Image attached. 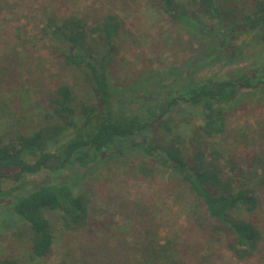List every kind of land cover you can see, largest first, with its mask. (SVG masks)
<instances>
[{
    "label": "rangeland",
    "instance_id": "1",
    "mask_svg": "<svg viewBox=\"0 0 264 264\" xmlns=\"http://www.w3.org/2000/svg\"><path fill=\"white\" fill-rule=\"evenodd\" d=\"M189 1L176 0V4L194 10ZM233 1L248 12L255 4V0ZM108 14H117L122 21L108 69L115 108L120 103L137 109L164 101L165 92H153L164 78L165 83H199L247 73L255 86L222 102L224 131L213 143L240 165L255 155L264 160V84H258L264 82V25L232 32L223 45L207 16L195 11L181 20L154 0H0V134L6 140L19 133L32 134L52 121L50 103L59 84H71L78 102L93 99L84 75L65 62L64 49L60 50L65 45L50 37L49 18L74 15L93 25ZM87 43L102 49L99 41L88 39ZM185 85L179 84L175 96L182 95ZM177 107L180 110L165 115L175 117L173 131L187 141L202 121V108L183 100ZM161 127L159 134L165 132ZM153 131L147 130V135ZM142 140L140 135L117 137L86 167L44 169L25 173L19 181L3 178L0 260L9 255L20 264H264V240L249 258L232 253L188 183L148 156L136 144ZM225 166L231 172V165ZM260 181H250L258 187L259 206L254 212L239 210L238 215L264 228ZM52 183H68L85 194L88 218L81 227L70 228L59 210H45L54 243L51 253L39 258L33 254L29 223L15 204L32 190Z\"/></svg>",
    "mask_w": 264,
    "mask_h": 264
},
{
    "label": "trees",
    "instance_id": "2",
    "mask_svg": "<svg viewBox=\"0 0 264 264\" xmlns=\"http://www.w3.org/2000/svg\"><path fill=\"white\" fill-rule=\"evenodd\" d=\"M154 1L164 12L181 20L195 11L197 15L207 16L215 23V32L222 37L223 45L228 43L232 32L242 33L264 25V0H255L250 12L233 0H190L194 10L177 5L176 0ZM121 25L117 14H108L93 25L74 15L49 18V26H53L50 37L65 45L66 48L60 47L64 49L65 62L84 75L83 81L93 99L78 102L71 84H59L50 103L52 121L42 124L32 134L19 133L9 140L0 134V183L3 178L19 181L25 173L35 174L44 169L86 167L97 161L99 153L117 137L140 135L143 140L136 144L153 160L178 172L205 205L215 219L214 230L225 235L228 249L240 258L253 256L264 240V228L238 215V211L254 212L259 206L258 187L250 181L261 178L264 185V160L255 155L253 160L240 165L213 143L224 131L226 116L222 102L238 97L242 89L253 88L250 75L243 73L238 78L207 79L199 83H165V78H161L158 87L162 89L156 91V87L153 92H165L164 101L137 109H126L120 103L117 109L113 105L115 92L108 69ZM88 39L101 42L102 49L88 44ZM206 59L207 56L202 61ZM171 69L175 72V68ZM181 83L186 84L185 90L177 97L175 93ZM258 84L264 82L260 80ZM182 100L202 108V121L187 141L174 133L175 117L165 115L180 110L177 106ZM161 126L165 132L159 134ZM151 129L154 134L148 136L147 130ZM32 156L36 158L33 162L28 159ZM228 163L231 172L226 169ZM15 210L29 223L33 254L39 258L49 255L54 243L52 224L45 210H59L70 228L81 227L88 218L85 194L77 193L68 183L41 185L18 199ZM0 264L20 263L4 255Z\"/></svg>",
    "mask_w": 264,
    "mask_h": 264
}]
</instances>
